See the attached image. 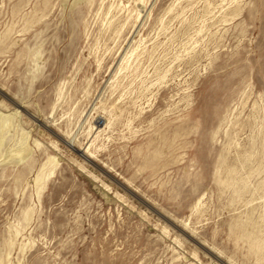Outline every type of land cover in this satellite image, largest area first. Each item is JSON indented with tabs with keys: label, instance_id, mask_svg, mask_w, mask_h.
Masks as SVG:
<instances>
[{
	"label": "rangeland",
	"instance_id": "374dc122",
	"mask_svg": "<svg viewBox=\"0 0 264 264\" xmlns=\"http://www.w3.org/2000/svg\"><path fill=\"white\" fill-rule=\"evenodd\" d=\"M0 115V264H264V0H0Z\"/></svg>",
	"mask_w": 264,
	"mask_h": 264
},
{
	"label": "bare ground",
	"instance_id": "6f19581e",
	"mask_svg": "<svg viewBox=\"0 0 264 264\" xmlns=\"http://www.w3.org/2000/svg\"><path fill=\"white\" fill-rule=\"evenodd\" d=\"M216 1V0H215ZM77 3V2H76ZM141 5V4H140ZM217 5V4H216ZM74 6V5H73ZM207 6V5H206ZM207 11V10H206ZM208 12V11H207ZM224 12V11H223ZM29 13V12H28ZM223 14V13H222ZM29 15V14H28ZM34 15V14H33ZM32 18V17H31ZM216 24H217V22H216ZM223 24V23H222ZM190 29V28H189ZM194 29V28H193ZM190 37V36H189ZM134 51H136V50H134ZM131 58V57H130ZM138 59V58H137ZM136 60V59H135ZM128 65V64H127ZM161 77V76H160ZM89 84V83H88ZM167 84V83H166ZM87 86V85H86ZM141 86V85H140ZM162 86V85H161ZM89 87V86H88ZM140 88V87H139ZM138 94V93H137ZM125 96V95H124ZM148 99V98H147ZM59 100V99H58ZM118 102V101H117ZM141 103V102H140ZM55 108V107H54ZM1 116V115H0ZM62 118V117H61ZM12 120V119H11ZM8 121V120H7ZM130 122V121H129ZM5 124V123H4ZM129 124V123H128ZM1 125H2V123H1ZM9 125V124H8ZM5 126V125H4ZM3 126V127H4ZM10 126H11V123H10ZM8 127V128H11V127ZM6 127V126H5ZM126 127V126H125ZM6 129V128H5ZM4 129V130H5ZM10 130V129H9ZM8 130V131H9ZM88 130V129H87ZM2 132V131H1ZM8 133V132H7ZM21 136V135H20ZM4 138V137H3ZM22 139V138H21ZM26 141V140H25ZM20 142H22V140H20ZM19 142V143H20ZM27 142V141H26ZM26 145V144H25ZM22 147H20L19 149L17 148V149H15V150H13L10 154L12 155V156H19V155H21L22 153L24 154V152H25V150H26V148L24 147V145L22 144L21 145ZM17 147V146H16ZM29 147V146H28ZM29 150V149H28ZM7 151V150H6ZM5 152V151H4ZM6 156H8L7 154H6ZM81 156L82 157H85V158H90V156H91V152L89 151V149L88 148H85L84 150H83V152H81ZM2 157V156H1ZM15 158H17V157H15ZM10 159V158H9ZM12 159V158H11ZM23 159V158H22ZM8 160V159H7ZM3 161V160H2ZM51 162H53V159L51 160ZM50 176H52V175H50ZM35 182L36 183H39L40 182V177H36V179H35ZM258 206V205H257ZM259 213V212H258ZM261 215V214H260ZM244 221V220H243ZM247 222V221H246Z\"/></svg>",
	"mask_w": 264,
	"mask_h": 264
}]
</instances>
